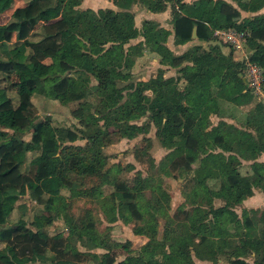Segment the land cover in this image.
I'll list each match as a JSON object with an SVG mask.
<instances>
[{"label": "trees", "instance_id": "16d2710c", "mask_svg": "<svg viewBox=\"0 0 264 264\" xmlns=\"http://www.w3.org/2000/svg\"><path fill=\"white\" fill-rule=\"evenodd\" d=\"M14 1L0 0V13L8 10ZM51 1L53 5L49 4L50 0H26L12 9L8 21L0 23V72L9 73L15 69L18 74L17 104L13 103L7 88L0 91V244H3L0 247V264H36V260H46V245L43 244L47 234L40 229L39 218L36 230L22 224L14 227L15 224L9 223L19 190H30L38 201H46L43 198L45 194L47 199L55 200L60 196L61 188L69 183L68 171L75 170L82 176L92 174L104 158L95 153L84 154L80 145L64 146V142L82 137L87 139L89 146L98 145L99 140L109 135L110 124L116 129L122 127L121 135L127 136L130 122L146 114L149 122L156 127L160 143L172 149L166 154V158H172L171 168L177 170L183 167L192 171V176L189 188L184 190V202L173 213H169V200L166 206L162 202L157 203V200L140 205L139 201L131 200L133 192H127V201L118 203V213L110 218L111 221L125 213H130L133 219L139 221L145 213L158 224L161 216L165 218L164 232L160 236L157 226H151L152 230L146 226L140 232L148 239L139 251L134 253L128 249L127 255L115 264H195L188 238H198L201 242L207 236L217 237L216 247L207 251L216 260L219 252L223 253V248L227 247L226 236L237 221L238 215L230 205L251 194L253 186L264 190V165L243 173L240 162L233 163L231 154L249 159L264 151V112H249L244 121L247 127L243 130L223 119L213 124L210 118V114L220 111L221 99L237 105L251 101L253 96L239 74L241 63L234 60L230 53L221 57L216 51H206L202 58L193 61L194 75L186 89L179 87L178 78L171 80L158 76L117 86L119 80L130 77L119 67L125 69L132 66L134 55H140L143 49L156 52L160 63L176 67L188 57L191 59L192 50L199 45L186 51V55L174 53L165 43L167 33L163 28L151 19H144L138 28L133 13L126 9L127 5L122 10H94L79 8L81 0ZM139 1L152 11H162L170 4L175 43L192 39L194 27L199 40L213 39L215 28L247 30L249 58L261 65L264 71V11L258 12L264 6V0H232L236 6L228 0ZM54 5H61L60 14L44 19L40 24L41 36L30 39L29 34L42 20L44 11ZM236 7L256 13L236 21L232 18ZM13 36L17 41L9 48ZM136 36H142V39L130 45L124 58L107 65L98 64L88 50L89 45L109 43L108 49L123 51L130 38ZM15 54L22 56L16 58ZM46 58H50V63L44 61ZM51 66L54 67L53 72ZM70 70H77V76L62 75ZM88 73L97 79L95 86L88 84ZM227 81L235 83V92L227 91ZM93 89L104 97L101 108L106 109L101 116H90L93 130L55 126L46 119L36 121L30 142L39 152L33 169L24 173L18 183L4 180L26 158L27 142L19 134L24 132L31 119V95L35 91H43L65 103L84 99ZM124 89H128L125 98L122 94ZM203 90V94L198 92ZM188 95H191V102L187 101ZM72 114L88 119L78 107L72 110ZM139 128L142 129L141 126ZM239 131L240 138H234ZM207 143H211L214 149H210ZM211 196L227 200V206L219 216L209 214L207 205ZM246 213L243 210L245 229L240 231L243 237L231 250L225 251L229 264H250L240 258L250 251L255 253L253 264H264V227L259 229V236L253 231L252 221ZM149 218L145 220L146 224L150 223ZM171 223L176 224L178 229H169ZM217 224H220L219 228ZM170 231L173 232L171 236ZM82 233L79 232L81 240ZM94 239L101 242V238ZM73 251L79 255L84 253L83 250ZM90 253L97 258L98 264L115 262V255L110 251L100 256L97 252ZM51 263L69 264L61 258L51 260Z\"/></svg>", "mask_w": 264, "mask_h": 264}, {"label": "rangeland", "instance_id": "374dc122", "mask_svg": "<svg viewBox=\"0 0 264 264\" xmlns=\"http://www.w3.org/2000/svg\"><path fill=\"white\" fill-rule=\"evenodd\" d=\"M23 2L24 0H18V2L15 0L8 10L0 13V23L8 21L12 9L23 4ZM50 3L53 5L54 2L50 0ZM60 10L61 5H54L44 11L42 21L35 24L36 26L29 34V38L32 40L39 38L42 33L40 24L43 23L44 19L56 17ZM263 11L264 6L258 10V12ZM255 13L238 9L232 18L241 21L245 16H251ZM166 21L168 24L171 22L168 18ZM140 24H142V20L138 23V26ZM140 37L130 39L129 42L135 44ZM16 41L15 36H13L9 48ZM222 44L229 50L230 47L226 43ZM193 46L194 44L188 46L186 51L188 52ZM108 47L109 43L103 46L89 45L88 50L98 64L107 65L113 60L123 59L124 55L129 52L127 50L130 45L124 46L123 51L111 50ZM145 50H142V52L144 51L143 54L141 53L142 55H134L133 60L135 62L129 68L127 67L128 69L119 67L121 70L127 71L130 77L126 80H119L117 86L123 87L130 83L134 84L138 80H146L157 73L159 67L157 55L147 48ZM25 52H27V48ZM192 53V62L195 58L203 57L199 52ZM1 54L6 56V54ZM15 56L20 58L22 55L15 54ZM44 61L50 63V58H46ZM50 70L53 72L54 67L51 66ZM190 70L192 71V69ZM50 74L53 75V73ZM77 74V70H70L62 75L77 76ZM192 74L187 76L191 78ZM88 77V84L95 86L97 84L95 76L88 73ZM17 81V70L14 69L9 73L0 72V91L7 88L14 104H17L18 101ZM214 81L213 78L212 82L214 83ZM187 82L186 79H183L179 87L186 89ZM234 86V83L229 84V88L232 87V93L235 92ZM127 92L128 89L123 90V98L127 96ZM146 92L150 93L149 90ZM252 96L248 108L221 99L219 102L220 111L215 113L216 115L211 114V121L214 123L223 118V120L235 124L239 129L240 125L247 127L244 121L246 120L245 116L249 113L248 110L262 111L261 102H264L263 98H257L253 94ZM31 101L32 115L30 122L24 132L19 134L27 142L28 150L25 161L8 177H4V180L8 179L15 183L21 181V176L24 173H30L36 162L39 151L34 149L30 142L32 127L36 121L46 119L55 126L93 130L92 117L90 116L93 114L94 116H101L106 111V109L102 110L101 108L104 97L96 89H93L84 99L65 103L43 91H35L31 95ZM187 101H190L189 95ZM77 107L83 110L88 119L77 118L72 114V110ZM219 117L221 118L218 119ZM140 126L142 129L139 128ZM109 128V135L105 136V139L99 140L98 145L89 146L87 139L82 137L71 142H64V146L80 145L83 147L84 154L92 155L95 153L96 156L100 155L104 158H101L100 162L97 161V170L92 174L82 176L81 173H77L75 170L68 171L69 183L61 188L58 198L55 200L47 199L45 194L43 198H46V201L42 202L38 201L30 190L23 188L19 190V198L9 216V223L15 224L14 227L22 224L36 230L38 228L36 223L39 218L40 229L47 234L46 242L43 244L46 245V260L45 262L36 260V264H53L51 260H57L58 258L67 260L69 264H98L97 258L92 256L90 252H97L100 256L106 251L112 252L116 260H119L128 253V249L134 253L139 251L141 245L147 239V237L140 234V231L146 226L149 230H152L151 226H157L161 236L164 232V217H159L157 224L145 213L139 221L133 219L134 217L130 213H125L123 216L111 221L110 218L118 213V203L127 201V192H133L131 200L139 201L140 205L143 203L152 204L157 200V203L162 202L166 206L169 200V213H173L174 209L184 202V190L189 188L192 171H188L183 167H179L177 170L171 168L172 158H166V154L172 149L160 143L156 135V127L149 122L147 114L130 122L127 136L121 135L123 132L122 127L116 129L115 126L110 124ZM234 138H240V131L235 133ZM207 145L210 149H214L211 143H207ZM237 162L238 159L233 157V163ZM184 205L189 207L187 204ZM148 218L150 223L146 224L145 220ZM168 226L172 230L178 229V226L176 227L174 223ZM80 231L83 232L82 240L79 239ZM155 233L157 234L156 231ZM172 234L173 232L170 231L169 235ZM95 237L101 238V242L95 240ZM1 246L3 244H0ZM74 249L83 250L84 253L75 254Z\"/></svg>", "mask_w": 264, "mask_h": 264}, {"label": "crops", "instance_id": "0c3cea01", "mask_svg": "<svg viewBox=\"0 0 264 264\" xmlns=\"http://www.w3.org/2000/svg\"><path fill=\"white\" fill-rule=\"evenodd\" d=\"M16 1L18 2V0H16ZM25 1L26 0H24V2ZM184 1H191V0H184ZM228 1L232 2V4L234 6H236V3L234 1H232V0H228ZM125 3H127V4H125ZM126 5L128 6L126 9L133 13L134 22L138 28L141 27V24L138 26V23L141 22V20L143 21L144 19H151V20L155 21L160 27H162L163 30L167 33V38H166L165 43L174 53L186 55V48L188 46L194 44V46L199 45V47L193 49L192 52H199V54L201 56L206 51H216L220 54L221 57H226L230 53L232 55L233 59L236 61H239L242 65V61H243L244 57L246 56L245 53L243 52V50L234 48L233 46L229 45L224 40H222L220 37H216V38H213L210 40H199L196 36L195 37L192 36V39L186 41L185 43H175L174 42L173 23H172V13H171V8H169L170 7L169 3L167 5L166 9H164L162 11H152L145 4L141 3L139 0H81L78 7L81 9L92 8L94 10H98L99 8H112L115 10H122V9H125ZM236 8H237V10L240 9L239 7H236ZM249 12H251V11H249ZM59 14H57V16ZM167 18L171 21L169 24L166 21ZM133 38H135V37H132L130 39H133ZM141 39H142V36L140 38H138L137 41H139ZM222 43H226L230 47L229 50ZM131 44H133V42H128L125 44V46L131 45ZM144 51H146V50L144 49ZM248 51H250V50H248ZM143 52H142V54H143ZM192 52L190 54L191 59L188 57L187 60H185L182 64H180L179 66H176V67L170 66L168 64L160 63L159 55L156 52H153L157 55L156 56V57H158L157 61L159 62V67H158L157 73L153 76H158L161 78H168L171 80H177V78H178L179 84L181 83V81H183V79L184 80L186 79V81L189 82L191 80V78L187 75L194 73L193 70L192 71L190 70L193 67V62H192V58H193L192 54L193 53ZM197 59L195 58L194 60H197ZM239 74H240V72H239ZM192 75H194V74H192ZM233 83H234L233 81L232 82L229 81V84H233ZM229 84L227 81L225 86H226L227 91L229 93H232L231 92L232 87L229 88ZM186 86H187V84L185 85V87ZM245 87H246V85H245ZM234 88H235V86H234ZM198 92L204 93L205 90L198 91ZM189 97H190L189 102H191V99H192L191 95H189ZM249 103L250 102L240 104V107H242L244 105L248 108L250 106ZM261 106H262V112H264V102H261ZM251 111H254V110L253 109L248 110V112H251ZM212 114L216 115L215 113H212ZM210 116H211V114H210ZM220 118L221 117H219L218 119H220ZM217 122H214V123L212 122V123L217 124ZM240 128L245 129L246 127L240 125ZM249 130L253 131L251 128H249ZM231 154L233 157H236L238 159V162H240V166H241L240 171L243 173H249V172H251L252 169L258 167L259 165H261V164L264 165V151L260 152L256 157L249 158V159L239 157L233 153H231ZM208 205H207V209L209 211V214L210 215L215 214V215L219 216L221 214L220 213L221 210H223V208L225 206H227V200L225 198H221V197H217V196H211L210 202L208 203ZM230 207L237 213L238 217H237V221L234 224V227H231L229 229L228 235L226 236V240H227L226 246L227 247L223 248L224 252L226 250H231L235 245H237L239 243V238L243 237L240 235V231L245 229L243 226V215H244L243 210H245V212H247L246 213L247 217L249 218V220L252 221L253 231H256L258 233V235L260 236L259 229L261 227H264V215H263L264 190H262L259 186H253L251 194L247 195L239 203L231 204ZM159 217H161V216H159ZM216 226H217V228H219L220 224H217ZM140 234L147 237V235L144 233H140ZM147 239H148V237H147ZM147 239H146V241H147ZM188 239L191 241L190 253H191L192 260L195 264H220V263L229 264L228 253H226V252L220 253L219 252L216 260H214L212 257H210L209 254L207 253L208 250L214 249L216 247V244H217V237L216 236H207L201 242L199 241L198 238H192V239L188 238ZM199 251H202V253L198 254ZM231 258H234V257H231ZM240 258L249 262L250 264H253L254 259H255V253L253 251H250L247 255H241ZM121 259H119V260H121ZM119 260H116V258H115L114 264L117 263Z\"/></svg>", "mask_w": 264, "mask_h": 264}, {"label": "built area", "instance_id": "2783aa9c", "mask_svg": "<svg viewBox=\"0 0 264 264\" xmlns=\"http://www.w3.org/2000/svg\"><path fill=\"white\" fill-rule=\"evenodd\" d=\"M248 31L234 27L215 28L214 37H220L236 49H242L245 57L240 65V76H242L246 88L257 98L264 99V71L261 65L249 58L247 46Z\"/></svg>", "mask_w": 264, "mask_h": 264}, {"label": "water", "instance_id": "95a60500", "mask_svg": "<svg viewBox=\"0 0 264 264\" xmlns=\"http://www.w3.org/2000/svg\"><path fill=\"white\" fill-rule=\"evenodd\" d=\"M192 36L195 37L196 36V28L194 27L192 30ZM249 50V48H248ZM5 227H7V224L5 225Z\"/></svg>", "mask_w": 264, "mask_h": 264}]
</instances>
